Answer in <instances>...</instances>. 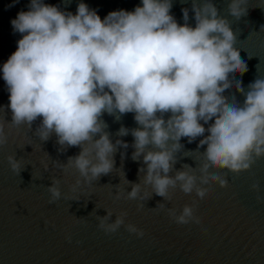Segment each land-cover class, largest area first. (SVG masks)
<instances>
[{
  "label": "clouds",
  "instance_id": "9594fccd",
  "mask_svg": "<svg viewBox=\"0 0 264 264\" xmlns=\"http://www.w3.org/2000/svg\"><path fill=\"white\" fill-rule=\"evenodd\" d=\"M248 3L228 0L229 16L237 21L246 17ZM172 6L173 0H141L131 11H111L102 19L83 0L75 13L46 0H29L27 10L10 20L21 38L0 73L9 93V129L23 125L31 131L39 120L34 134L41 141L55 134L58 152L80 149L67 163L53 161L63 172L74 168L79 173L70 186L72 193L82 183L91 187L113 172L118 148L129 147L119 138L113 143L103 115L119 120L132 113L138 126L122 125L116 135L131 134V158L142 159L143 166L139 183L128 181L124 173L131 191L124 196L118 189L115 199L137 200V211H142L155 194L164 202L151 211L166 212L177 225L202 227L198 201L210 196L213 184L228 186L226 173L213 170L238 176L264 158V78L257 76L247 90L237 78L248 66L236 47L231 21L220 15L213 0H191L194 27L189 8H182L181 24L171 14ZM236 93L244 97L242 102ZM5 123L0 120V146L8 143ZM182 138L188 143L199 138L197 150L204 151L198 166L183 164L176 170L177 154L185 152ZM120 154L123 159L125 152ZM7 161L19 175L24 168L21 160L12 154ZM43 167L48 171V164ZM60 183L51 177L49 204L61 199ZM177 188L185 195L194 192L197 199L179 210L168 207ZM251 189L257 192V202L264 203L259 183ZM64 199L80 200L69 195ZM105 211L99 216L93 210L97 228L106 235L122 226L138 238L145 235L142 228L125 223L127 211L121 210L114 219L112 209ZM81 222L82 217L74 216V223ZM66 238L71 242L70 235Z\"/></svg>",
  "mask_w": 264,
  "mask_h": 264
},
{
  "label": "water",
  "instance_id": "95a60500",
  "mask_svg": "<svg viewBox=\"0 0 264 264\" xmlns=\"http://www.w3.org/2000/svg\"><path fill=\"white\" fill-rule=\"evenodd\" d=\"M46 2L75 13L80 0ZM83 2L103 19L111 11L133 10L141 0ZM213 2L220 15L231 21L237 35L236 47L248 66V71L237 78L242 79L247 90V85L257 76L264 78V31L260 30L264 26V0H249L248 15L239 21L229 16L228 0ZM28 3L29 0H19L15 4L13 0H0V67L16 51L17 41L21 38L19 33L13 32L10 20L19 11H26ZM185 7L190 9L189 23L194 27L191 0H173L171 14L183 24L181 10ZM236 96L237 100L243 101L244 97L239 93ZM8 97L0 73V120L6 122L5 132L9 133L8 143L0 146V264H264V203L257 202V192L251 189V185L258 182L259 195L264 197V158L250 171L238 176L227 170H213L222 175L226 173L228 186L221 188L213 184L210 196L198 201L196 214L201 218L202 227L177 225L169 220L166 212L150 210L157 202H164L160 196L153 194L144 202L142 211H137V200L115 199L118 189L123 190L124 196L131 191V184H127L125 178L139 183L138 170L143 166L142 159L133 161L131 158L134 151L131 134L116 135L122 125L129 129L138 126L132 113L119 120L107 113L103 115L113 143L119 138L129 147L126 150L118 148L113 172L102 175L91 187L82 183L77 192L72 193L70 186L79 178V173L74 168L63 172L53 166V161L67 163L68 157L77 155L80 149L70 147L66 152H58L55 134L49 140L41 141L34 134L39 120L31 131L23 125L9 129ZM198 142L199 138L192 143L186 138L181 139L185 152L177 154L176 170L183 164L195 167L201 163L204 148L197 150ZM121 152H125L123 159ZM12 154L24 166L19 175L8 164L7 156ZM45 163L49 166L48 171L44 170ZM51 177L60 179L62 192L61 199L53 204L48 203L50 193L47 191ZM64 195L77 196L80 200H65ZM194 199H197L194 192L185 195L177 188L167 206L179 210ZM94 209L99 216L107 214L105 209H112L113 219L121 210L127 211L125 223L142 228L145 235L138 238L123 226L115 234L106 235L97 228ZM74 216L82 217L83 222L74 223ZM69 235L71 242L66 238Z\"/></svg>",
  "mask_w": 264,
  "mask_h": 264
}]
</instances>
